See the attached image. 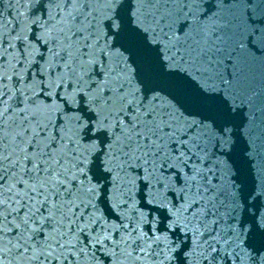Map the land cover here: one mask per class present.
<instances>
[{"label":"snow or ice","instance_id":"snow-or-ice-1","mask_svg":"<svg viewBox=\"0 0 264 264\" xmlns=\"http://www.w3.org/2000/svg\"><path fill=\"white\" fill-rule=\"evenodd\" d=\"M207 2L0 0V264H264V0Z\"/></svg>","mask_w":264,"mask_h":264},{"label":"water","instance_id":"water-1","mask_svg":"<svg viewBox=\"0 0 264 264\" xmlns=\"http://www.w3.org/2000/svg\"><path fill=\"white\" fill-rule=\"evenodd\" d=\"M227 2L232 3L236 2V0H227ZM250 2H255V0H250ZM214 5L215 0H208V2L205 4V12L204 16L202 18H206L208 15L211 14L212 11H214ZM42 8H37L36 12L40 13L42 12ZM9 15L11 16V11L9 12ZM13 15H15V11L13 10ZM10 17L7 15V10L0 4V22H6ZM35 31V27H34ZM106 31L110 32V24L109 22H106ZM179 34H182L179 33ZM31 40H34V35L30 37ZM38 43V42H37ZM19 47V45H18ZM249 48L251 51L255 54L257 58L264 56V52H262L257 46L254 44H249ZM41 51H46V49L41 46ZM37 63H35L31 69H29V80L31 78L32 72H36L37 75H39V67L40 64L44 62L43 57H37ZM22 67V65H20ZM244 68V78L240 81L238 85V90L242 93H244L247 97H250L252 99L253 107L252 111L255 113V120L253 124L254 128V135H264V64H261L259 59H257L255 62L251 64H245L243 66ZM225 75L229 78V80L232 79L231 74V64L229 63V69L226 71ZM247 109L241 110V115H243V112ZM103 136V134H101ZM87 142V138L86 141ZM174 171V170H170ZM190 171V170H189ZM23 210L21 211L22 214ZM110 220H114L115 222L119 223V218L116 217L114 214L109 215ZM85 244H87V237H83ZM96 255L99 257V259L103 262V264H110L109 258L105 257L103 253L99 250V247H97ZM69 259H72L71 257ZM67 264V262H66Z\"/></svg>","mask_w":264,"mask_h":264}]
</instances>
